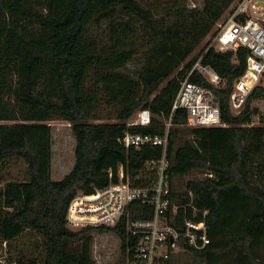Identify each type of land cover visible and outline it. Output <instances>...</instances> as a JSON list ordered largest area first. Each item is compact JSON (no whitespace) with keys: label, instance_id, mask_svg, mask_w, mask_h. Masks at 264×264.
I'll return each instance as SVG.
<instances>
[{"label":"trees","instance_id":"16d2710c","mask_svg":"<svg viewBox=\"0 0 264 264\" xmlns=\"http://www.w3.org/2000/svg\"><path fill=\"white\" fill-rule=\"evenodd\" d=\"M235 1L189 8L187 0H0V122H17L0 124V166L13 159L27 165L24 181L1 185L0 176V249L32 232L44 241L41 264H96L94 235L113 232L126 264L136 239L123 226L68 229L69 204L116 182L119 167L134 177L161 156L160 147L127 149L118 140L126 131L163 135L181 82L203 55L224 84L216 88L197 73L190 80L212 92L222 126L187 128L176 118L167 149L174 220L199 221L208 211L210 244L185 251L207 264H264V126H251L252 103L264 98V87L234 115L230 96L248 51L210 48L191 58ZM93 27L103 36L91 37ZM136 60L133 73L121 71ZM104 107L115 115L99 122ZM140 110L151 112L150 125L127 127ZM55 120L68 122L75 137L73 168L59 181L51 175L46 124ZM193 172L205 177L177 191L175 179Z\"/></svg>","mask_w":264,"mask_h":264},{"label":"built area","instance_id":"2783aa9c","mask_svg":"<svg viewBox=\"0 0 264 264\" xmlns=\"http://www.w3.org/2000/svg\"><path fill=\"white\" fill-rule=\"evenodd\" d=\"M254 7L264 10L260 6ZM249 16L245 20H238L233 14L218 22L205 50L215 48L220 52H236L244 48L248 51L246 70L235 82L230 96V108L234 115L241 113L264 75V26L258 19L248 18ZM202 56L194 62L181 82L170 115L165 121L164 134L126 131L118 140L127 149L160 147L161 156L147 161L144 173L134 177L125 173L123 167H119L116 182L89 194L80 192L69 204L66 215L68 229L76 231L87 226H123L136 239V246L128 254L126 264H168L172 256L180 251H186L187 248L202 251L210 244L208 211L202 213L199 221L185 219L181 225L175 223L178 207L172 202L167 157L169 133L178 116L191 128L222 126L219 106L212 92L190 80L197 73L216 88L224 84L211 66L202 64ZM151 120L149 110H140L127 122V127L148 126ZM109 176L113 177L112 171ZM137 181L146 184L139 185ZM144 213H151V216L144 217ZM134 216L140 217L135 219Z\"/></svg>","mask_w":264,"mask_h":264},{"label":"rangeland","instance_id":"374dc122","mask_svg":"<svg viewBox=\"0 0 264 264\" xmlns=\"http://www.w3.org/2000/svg\"><path fill=\"white\" fill-rule=\"evenodd\" d=\"M155 4L158 0H148ZM205 0H187V6L189 8H202ZM165 3V0H161ZM255 6L264 8V0H236L225 16L222 18L223 21L229 18L233 14L238 18L244 15L248 18L258 19L264 26V10L257 9ZM214 33L202 43V45L195 51L191 56L199 55L204 52L209 44V41ZM91 37L100 38L102 32L100 28L93 27L90 33ZM190 58V59H191ZM137 67V60L127 65L122 72L133 73ZM163 84L162 86H164ZM260 86L264 87V75L261 78ZM252 108L256 110V113L252 117L251 126H264V98L253 101ZM103 119L99 122L108 121L109 116L112 118L115 115L113 108L102 109ZM17 122H0V124H15ZM46 124L51 126L52 132V162L51 172L52 178L55 181H59L64 178L73 167L75 162V137L71 130V126L68 122L62 120H55L47 122ZM191 128V127H187ZM27 175V165L21 160H7L3 165L0 166V176L2 178L1 185L7 181H24ZM205 175L197 172H193L185 177L175 179V188L177 191H183V184L188 180L203 179ZM93 258L96 264H125V260L121 251L120 239L113 232H105L102 234H95L93 239ZM44 241L43 238L36 233L27 232L20 238L12 242L10 245H3L0 249V264H14L19 259L25 261L37 260L39 264L44 259ZM232 259L221 263L231 264ZM171 264H207L204 259L196 257L191 253L180 251L176 254Z\"/></svg>","mask_w":264,"mask_h":264},{"label":"crops","instance_id":"0c3cea01","mask_svg":"<svg viewBox=\"0 0 264 264\" xmlns=\"http://www.w3.org/2000/svg\"><path fill=\"white\" fill-rule=\"evenodd\" d=\"M72 168H73V167H72ZM70 171H71V170H70ZM70 171H69V172H70ZM69 172H68V173H69ZM68 173H67V174H68ZM67 174H66V175H67ZM51 175H52V172H51ZM66 175L64 174V177H65Z\"/></svg>","mask_w":264,"mask_h":264}]
</instances>
